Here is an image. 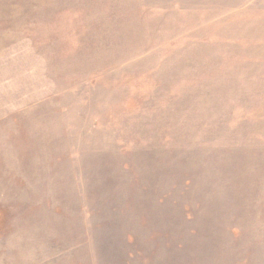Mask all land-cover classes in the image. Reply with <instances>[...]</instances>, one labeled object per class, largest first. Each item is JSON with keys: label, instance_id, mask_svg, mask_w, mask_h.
<instances>
[{"label": "rangeland", "instance_id": "rangeland-1", "mask_svg": "<svg viewBox=\"0 0 264 264\" xmlns=\"http://www.w3.org/2000/svg\"><path fill=\"white\" fill-rule=\"evenodd\" d=\"M0 264H264V0H0Z\"/></svg>", "mask_w": 264, "mask_h": 264}]
</instances>
